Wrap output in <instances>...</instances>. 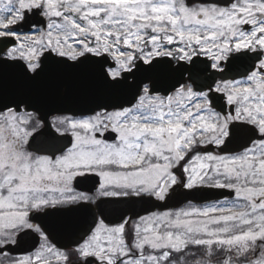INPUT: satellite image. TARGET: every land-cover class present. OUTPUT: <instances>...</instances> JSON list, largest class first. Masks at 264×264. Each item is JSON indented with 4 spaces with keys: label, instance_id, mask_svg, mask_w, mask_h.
I'll return each mask as SVG.
<instances>
[{
    "label": "snow or ice",
    "instance_id": "obj_1",
    "mask_svg": "<svg viewBox=\"0 0 264 264\" xmlns=\"http://www.w3.org/2000/svg\"><path fill=\"white\" fill-rule=\"evenodd\" d=\"M0 264H264V0H0Z\"/></svg>",
    "mask_w": 264,
    "mask_h": 264
},
{
    "label": "water",
    "instance_id": "obj_2",
    "mask_svg": "<svg viewBox=\"0 0 264 264\" xmlns=\"http://www.w3.org/2000/svg\"><path fill=\"white\" fill-rule=\"evenodd\" d=\"M225 195H227L226 192H225ZM221 198H223V197L222 196H214V197H211V199H221ZM185 202L186 201H180V204H183ZM196 202H203V200H198ZM62 241H63V234H61L60 232H56L54 234V237H53V242L56 243L58 247H62ZM23 247L27 248L28 247V244L26 243L25 245H23Z\"/></svg>",
    "mask_w": 264,
    "mask_h": 264
},
{
    "label": "flooded vegetation",
    "instance_id": "obj_3",
    "mask_svg": "<svg viewBox=\"0 0 264 264\" xmlns=\"http://www.w3.org/2000/svg\"><path fill=\"white\" fill-rule=\"evenodd\" d=\"M48 119L50 120L51 119V114L48 116ZM147 206H150V205H147ZM143 207V206H142ZM171 208H174V207H171ZM155 210H158V209H155ZM155 210H151V211H155ZM165 210V209H164ZM161 211H163V210H161ZM71 246L70 244H69V240H68V238L65 236V235H63V241H62V247H64V246ZM73 259H75V258H73Z\"/></svg>",
    "mask_w": 264,
    "mask_h": 264
}]
</instances>
